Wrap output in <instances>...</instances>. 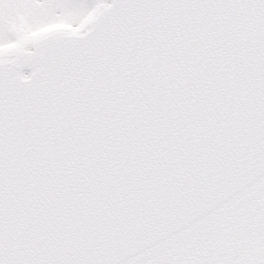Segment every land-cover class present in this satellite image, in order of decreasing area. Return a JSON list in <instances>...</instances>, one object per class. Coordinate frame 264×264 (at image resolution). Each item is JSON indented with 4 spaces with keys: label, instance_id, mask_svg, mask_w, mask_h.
I'll use <instances>...</instances> for the list:
<instances>
[{
    "label": "snow or ice",
    "instance_id": "6c2138e0",
    "mask_svg": "<svg viewBox=\"0 0 264 264\" xmlns=\"http://www.w3.org/2000/svg\"><path fill=\"white\" fill-rule=\"evenodd\" d=\"M0 264H264V0H0Z\"/></svg>",
    "mask_w": 264,
    "mask_h": 264
}]
</instances>
